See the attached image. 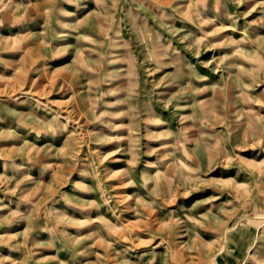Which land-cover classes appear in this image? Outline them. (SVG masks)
<instances>
[{"label":"rangeland","instance_id":"374dc122","mask_svg":"<svg viewBox=\"0 0 264 264\" xmlns=\"http://www.w3.org/2000/svg\"><path fill=\"white\" fill-rule=\"evenodd\" d=\"M0 264H264V0H0Z\"/></svg>","mask_w":264,"mask_h":264},{"label":"bare ground","instance_id":"6f19581e","mask_svg":"<svg viewBox=\"0 0 264 264\" xmlns=\"http://www.w3.org/2000/svg\"><path fill=\"white\" fill-rule=\"evenodd\" d=\"M161 243V242H160Z\"/></svg>","mask_w":264,"mask_h":264}]
</instances>
